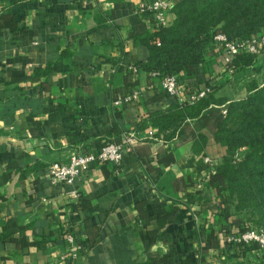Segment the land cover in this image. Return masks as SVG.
<instances>
[{
	"label": "crops",
	"instance_id": "0c3cea01",
	"mask_svg": "<svg viewBox=\"0 0 264 264\" xmlns=\"http://www.w3.org/2000/svg\"><path fill=\"white\" fill-rule=\"evenodd\" d=\"M143 1L0 0V264H136L153 255L168 256L170 264H264L257 244L230 245L219 233L211 206L221 197L199 163L206 156L217 161L224 148L211 141L207 155H197L192 141L165 140L149 113L178 98L147 72L137 82L128 73L149 56L146 46L128 38L131 24L142 18L136 9ZM12 16L14 30L7 23ZM223 67L222 54L210 52L196 73L184 75L183 94L202 88ZM253 80L264 85V55L214 95L227 104L244 99ZM136 92L134 100L115 103ZM128 131L136 132L137 145L125 150L118 168L94 162L73 183H51L52 163L120 143ZM166 151L175 158L170 165L159 162ZM148 166L163 171L157 183ZM188 177L193 185L174 188L179 178L188 185ZM175 207L180 213L163 228L157 214ZM9 221L15 224L9 233L18 229L7 237ZM202 227L201 240L194 233ZM211 229L218 238L209 239ZM68 230L85 244L88 236L95 242L77 259L61 262Z\"/></svg>",
	"mask_w": 264,
	"mask_h": 264
},
{
	"label": "trees",
	"instance_id": "16d2710c",
	"mask_svg": "<svg viewBox=\"0 0 264 264\" xmlns=\"http://www.w3.org/2000/svg\"><path fill=\"white\" fill-rule=\"evenodd\" d=\"M21 1L15 0L16 3ZM170 13L174 15V20L167 25L156 24L154 20L150 25L147 16L131 24L128 38L134 45H144L149 49L146 60L134 63L138 71L128 70L136 78L135 82L140 72L145 71L150 77L158 74L156 78L160 81L164 76L175 75L179 87H182L185 74L196 73L210 52H219L214 44L215 35L223 33L229 41L237 42L251 40L264 31V0H175ZM11 20L7 23L14 30L17 27L16 21L13 16ZM257 59L256 54L241 51L228 64V68H233L234 75H237L251 67ZM48 71L49 68L45 74ZM231 77L224 63L221 73L203 80V87L212 89L207 97L194 103L178 101L166 110L149 113L153 126L165 140L178 138L181 141H192L197 155H207L211 141L224 148L214 166V172L210 171L211 167L205 160L199 163V172L204 170L208 185L221 197V201L211 207L221 222L219 233L224 238L234 233L233 228L246 231L264 225V85L260 86L256 80L251 81L247 86L246 98L227 104L225 99L215 97L214 92ZM13 80H20V77ZM42 86L48 87L46 80ZM224 110L227 112L224 113ZM174 160L173 153L166 151L159 162L170 165ZM147 171L153 174L155 183L163 173L149 166ZM198 177L202 178L201 173ZM191 185V177H188V185L184 178H179L174 188L184 190ZM179 213L180 208L175 207L165 214L159 212L157 218L164 228L166 223L175 221ZM89 224L87 219V228ZM11 225H15L14 221H9L4 228V236H12L13 231L18 229L14 226L9 233ZM204 233L202 227L199 233L194 234L202 240ZM218 237L211 229L209 239ZM88 239L89 244L79 241L84 250L95 242L90 236ZM14 241L21 247L28 245L16 238ZM201 249L204 251L205 246ZM170 262L168 256L153 255L147 261L136 264ZM186 263L183 261V264Z\"/></svg>",
	"mask_w": 264,
	"mask_h": 264
},
{
	"label": "built area",
	"instance_id": "2783aa9c",
	"mask_svg": "<svg viewBox=\"0 0 264 264\" xmlns=\"http://www.w3.org/2000/svg\"><path fill=\"white\" fill-rule=\"evenodd\" d=\"M175 0H146L140 2L137 6L136 13L141 16H151L156 24H169L168 15L174 5ZM214 44L216 49L224 56L225 68L228 73L234 76L233 68H228V64L232 62L235 55L241 51L256 54L258 58L264 55V33L262 32L258 37H254L247 41H229L225 34L219 33L214 37ZM130 70L137 72L136 66H131ZM157 77L158 74H154ZM160 84L168 95L177 97L179 102L194 103L197 100L207 97L212 89L209 87H202L193 94L184 95L182 87H179L177 76L167 75L162 77ZM138 92L133 96H128L117 100L115 103L120 105L122 102L132 101L138 97ZM227 111L224 110V113ZM154 131L149 132L150 138H154ZM138 136L134 131L125 132L121 136V142H106L103 144L98 152L79 151L71 155L68 162H55L49 166L50 181L53 184L73 183L81 175L90 169L94 162H103L113 164L119 167L125 150H133L137 144ZM205 162L211 167L210 171L214 172V166L217 161L206 156ZM77 197V195H74ZM229 244H237L243 246H250L257 244L261 249H264V225L260 228L252 227L246 231H235L230 236L226 237ZM66 250L60 256L61 262L72 261L82 256L84 253L83 245L77 239V236L71 230H68L65 236Z\"/></svg>",
	"mask_w": 264,
	"mask_h": 264
},
{
	"label": "rangeland",
	"instance_id": "374dc122",
	"mask_svg": "<svg viewBox=\"0 0 264 264\" xmlns=\"http://www.w3.org/2000/svg\"><path fill=\"white\" fill-rule=\"evenodd\" d=\"M132 66H133V65H132ZM210 158H211V157H210ZM213 158L216 159L215 157H212V159H213Z\"/></svg>",
	"mask_w": 264,
	"mask_h": 264
}]
</instances>
